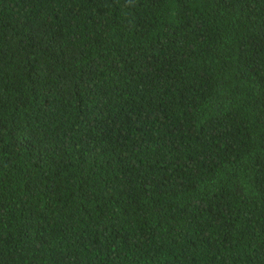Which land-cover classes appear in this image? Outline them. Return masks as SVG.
<instances>
[{
	"label": "trees",
	"instance_id": "obj_1",
	"mask_svg": "<svg viewBox=\"0 0 264 264\" xmlns=\"http://www.w3.org/2000/svg\"><path fill=\"white\" fill-rule=\"evenodd\" d=\"M0 264H264V0H0Z\"/></svg>",
	"mask_w": 264,
	"mask_h": 264
}]
</instances>
